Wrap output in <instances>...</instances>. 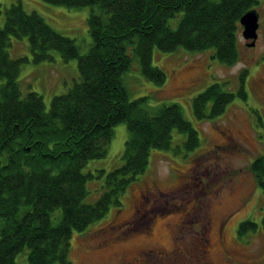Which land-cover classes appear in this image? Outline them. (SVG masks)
I'll return each instance as SVG.
<instances>
[{
	"label": "trees",
	"instance_id": "16d2710c",
	"mask_svg": "<svg viewBox=\"0 0 264 264\" xmlns=\"http://www.w3.org/2000/svg\"><path fill=\"white\" fill-rule=\"evenodd\" d=\"M66 8L89 7L90 37L81 55L74 42L56 32L21 0L4 11L0 27V264H15L27 250L28 264H71L72 231H84L145 173L151 151L171 149L172 132L184 135L186 151L200 143L197 131L178 104L150 106L147 96L129 97L124 84L135 60L141 75L156 85L165 73L152 64V50L189 52L212 49V58L225 65L238 59L239 18L258 0H40ZM1 8V4H0ZM178 14L176 26L169 20ZM26 38L34 63L51 61L52 52L64 61L77 60L78 80L51 98L46 110L35 91L23 93L18 76L26 57L10 58L11 39ZM244 71L237 92L212 83L191 101L195 119L215 118L235 95L245 97ZM124 122L128 137L121 164L108 172L84 173L91 159L103 158L112 128ZM264 192V152L249 165ZM103 178L93 202H85L87 183ZM60 210L56 224L51 214ZM264 225V217L262 218ZM249 219L238 223L242 235L254 231Z\"/></svg>",
	"mask_w": 264,
	"mask_h": 264
},
{
	"label": "rangeland",
	"instance_id": "374dc122",
	"mask_svg": "<svg viewBox=\"0 0 264 264\" xmlns=\"http://www.w3.org/2000/svg\"><path fill=\"white\" fill-rule=\"evenodd\" d=\"M18 0H0V27L4 11ZM26 12L35 11L60 35L71 39L83 55L90 44L86 28L89 7L66 8L40 0H21ZM259 14L257 38L252 47L237 36L238 59L225 65L212 58V49L189 52L152 50V64L165 73L162 85L146 80L138 62L125 76L129 97L147 96L150 106L175 103L197 131L200 143L186 151L184 135L172 132L171 149L151 151L145 173L121 196L122 206L84 231H72L71 264H264V192L249 169L264 152V0L254 7ZM178 14L169 20L176 26ZM10 58L26 57L18 81L23 93L41 95L48 110L51 98L64 93L78 80L77 60L64 61L52 52L51 61L34 63L26 38L11 39ZM244 71L245 97L235 95L221 115L198 121L191 101L212 83L234 94ZM128 131L124 122L112 128V138L103 158L91 159L84 173L108 172L121 164ZM103 178L89 179L85 202H93ZM60 210L51 214L56 224ZM251 220L254 231L238 235L239 222ZM164 251L167 258L159 254ZM27 250L15 264L27 263ZM157 252V253H156ZM170 253L175 256L170 258ZM170 258V261H169ZM177 259V262H173Z\"/></svg>",
	"mask_w": 264,
	"mask_h": 264
},
{
	"label": "water",
	"instance_id": "95a60500",
	"mask_svg": "<svg viewBox=\"0 0 264 264\" xmlns=\"http://www.w3.org/2000/svg\"><path fill=\"white\" fill-rule=\"evenodd\" d=\"M258 13L251 9L246 11L240 18L239 24L242 26V38L246 40V46L252 47L257 38Z\"/></svg>",
	"mask_w": 264,
	"mask_h": 264
},
{
	"label": "flooded vegetation",
	"instance_id": "af4514ba",
	"mask_svg": "<svg viewBox=\"0 0 264 264\" xmlns=\"http://www.w3.org/2000/svg\"><path fill=\"white\" fill-rule=\"evenodd\" d=\"M159 254L162 256L163 259L168 257V254L166 252H164V251H160ZM173 256H175V254L174 253H170V258L173 257ZM170 258H169V261H170ZM173 262H177V259H174ZM133 263L134 262L131 261V260H129L127 262H124V261L122 262V264H133Z\"/></svg>",
	"mask_w": 264,
	"mask_h": 264
}]
</instances>
